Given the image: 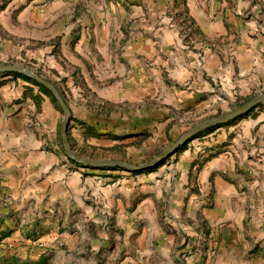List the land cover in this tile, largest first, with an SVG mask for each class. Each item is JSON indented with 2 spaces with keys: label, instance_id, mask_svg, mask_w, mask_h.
Returning a JSON list of instances; mask_svg holds the SVG:
<instances>
[{
  "label": "crops",
  "instance_id": "crops-1",
  "mask_svg": "<svg viewBox=\"0 0 264 264\" xmlns=\"http://www.w3.org/2000/svg\"><path fill=\"white\" fill-rule=\"evenodd\" d=\"M115 1L108 8L106 0H11L0 10V61L46 52L60 38L68 68L97 97L87 59L105 82L116 67L132 65L134 79L116 82L105 99L128 105L129 115L142 121L145 102L159 93L160 133L176 118L212 115L253 86L264 87V31L233 14L251 3L252 20L264 19L262 0H234V10L231 0H170L182 4L200 33L187 59L173 51L180 27L164 23L169 0H119L124 6L118 8ZM232 17L236 29L225 26ZM119 18V29L126 21L130 32L114 43ZM71 19L83 25L76 55L68 46ZM87 88L78 85L76 93ZM55 132L49 99L37 112L15 80L0 79V264H264V126L255 136L235 134L227 151L203 162L195 177L181 160L183 170L159 185L165 202L159 226L142 177L137 183L124 173L114 183L115 173L89 179L72 172ZM201 229L208 238L203 253L194 247Z\"/></svg>",
  "mask_w": 264,
  "mask_h": 264
},
{
  "label": "rangeland",
  "instance_id": "rangeland-1",
  "mask_svg": "<svg viewBox=\"0 0 264 264\" xmlns=\"http://www.w3.org/2000/svg\"><path fill=\"white\" fill-rule=\"evenodd\" d=\"M10 1L11 0H0V10L7 6ZM115 2L117 8L119 6H124L119 0H116ZM106 3L109 8L111 0H106ZM259 4L263 6L262 10L264 12V1H259ZM247 5L249 6H246L247 8H245L242 13L237 15L233 12V14L235 17H244V20H247L249 23L255 22L258 25V30L264 31V19L260 18L258 21H253L251 3ZM167 8L168 19H166L164 23L173 21L181 30L179 42L174 45L173 51L176 52L175 48H178L181 56H184L187 59L188 52L192 51L194 47L195 39L199 38V30L195 28L193 23H190L185 19L184 9L182 4L178 1H175V4L172 5L169 0ZM229 8L232 10L236 8L234 0L229 2ZM214 18H216V16ZM214 18L212 21L216 22ZM71 20H73L75 26L71 35L72 39L68 46L70 49L69 52L76 55L75 47L77 40L82 37L83 25L77 23L75 19ZM232 20L233 21L230 22L224 21L225 26L229 29H236L233 17ZM125 22L126 21L122 23L121 28L119 29L120 18L119 21H113V31L116 37L114 43H122L123 37H121V32L126 35V37H129V29L128 32H125L126 28H129V25L127 26ZM157 27L159 29V18L157 20ZM135 35L136 34L133 31L131 36L137 39L138 37ZM156 49L159 53V47ZM122 53L123 51L117 50L114 54L117 55V59L121 64H125ZM67 61L68 59L63 52V44L61 43L60 38H57L53 40L51 48H48L46 52L43 50L32 55L23 52L15 58H10L4 62L0 61V65H22L28 67L55 85L72 113L68 128L70 145L78 155L90 159L122 160L133 163L137 166L144 165L172 146L192 127L206 120L233 112L256 96L264 94L263 86H253L249 94L246 93L239 96L233 102L229 101L225 108H218L217 113L198 117L188 116L187 120L182 123L176 118L177 121H173V123L166 124L164 127L160 128L162 129L160 133L159 101H157V99H159V93L158 96H156V100H148L145 102L147 116H143L142 121H140L138 114L136 116L129 115L130 109L128 105H124L123 103L115 104L105 99V93L107 91L115 90L114 87L116 86V82L124 86L129 83L131 79H134V66L127 65L125 71H122V69L117 70L116 67L115 76L105 82L94 73L96 68H92L90 60L87 59L86 66L88 67L90 78L94 82V86L97 85L100 89V97H97L95 92L93 95L91 94V88H87L88 83L83 75H81V73L78 74L76 70L68 68L69 61ZM57 64L62 66L65 71H61ZM68 71L69 74L67 76L65 73ZM101 72L102 71H100V74L102 75ZM14 74L15 73H0V79L12 78L15 80V82L19 84L20 90L23 92V97L35 101L37 112L42 108L44 101H47L48 99L50 100L56 130L54 138L63 155L67 157L60 134V127L64 119V113L59 103L53 94L41 84L24 75H22L24 77H20ZM97 78H99V80H97ZM78 85L87 88V90L85 89L83 94L80 93L78 95L76 93V86ZM183 88L185 91L188 90V86H184ZM155 106H158L156 111H154ZM132 111L134 113L137 110ZM239 126L241 128H239ZM263 126L264 103L257 105L247 114L239 116L229 122L211 126L203 130L182 145L180 149L167 160L146 171L138 172L122 167L96 168L83 166L68 157L67 164L72 172L80 173L83 177L89 179L101 177V173L107 172L115 173V177L112 178L113 180L109 181L114 183L121 181L122 174L124 173L131 175V177L135 179L133 181L137 183H139V177H142L144 179L142 182L147 183L148 188L153 193L152 196L155 201L156 215L155 223L159 226V223L163 224L165 204L163 199H159V185L164 182V177L166 175L171 176L172 172H178L179 167L180 171L183 170L180 162L181 160L186 161L185 166L189 170L190 178L195 177L194 173L201 172L203 162L227 151V142H231L235 137V134L255 136ZM220 130L225 132H218ZM185 157L186 159L183 160ZM188 159H191V163H188ZM164 195L165 192L163 193V197ZM152 234L153 236H157V231H153ZM205 235V231L201 229L194 245V247L201 250L202 253L208 240ZM158 259L159 256H157V260ZM106 261H108V259H106ZM157 264H159V260ZM200 264L202 263L200 262Z\"/></svg>",
  "mask_w": 264,
  "mask_h": 264
},
{
  "label": "water",
  "instance_id": "water-1",
  "mask_svg": "<svg viewBox=\"0 0 264 264\" xmlns=\"http://www.w3.org/2000/svg\"><path fill=\"white\" fill-rule=\"evenodd\" d=\"M0 73H17L24 75L37 83L41 84L45 88H47L55 97L57 102L59 103L61 109L64 113V119L61 123L60 127V134L62 138V144L64 147L65 154L67 157L74 162L81 164L83 166H90V167H106V168H115V167H122L129 170L134 171H146L149 170L159 163L167 160L169 157H171L174 153H176L179 148L187 143L190 139L195 137L198 133L202 132L203 130L211 127L220 125L226 122H229L239 116H242L244 114H247L252 109H254L257 105L264 103V94H260L259 96H256L249 102H247L245 105L241 106L240 108L234 110L233 112L221 115L217 118H212L209 120H206L194 127H192L189 131H187L178 141H176L172 146H170L168 149L163 151L161 154H159L157 157H155L150 162L137 166L133 163H129L122 160H99V159H90L86 157H82L78 155L71 147L70 141H69V135H68V128L71 121V110L69 106L67 105L66 101L64 100L61 93L58 91V89L55 87L53 83L43 78L41 75L33 71L32 69L22 66V65H0Z\"/></svg>",
  "mask_w": 264,
  "mask_h": 264
},
{
  "label": "trees",
  "instance_id": "trees-1",
  "mask_svg": "<svg viewBox=\"0 0 264 264\" xmlns=\"http://www.w3.org/2000/svg\"><path fill=\"white\" fill-rule=\"evenodd\" d=\"M14 75H16V76H20V77H24V76H22V75H20V74H17V73H15ZM180 149V148H179Z\"/></svg>",
  "mask_w": 264,
  "mask_h": 264
}]
</instances>
